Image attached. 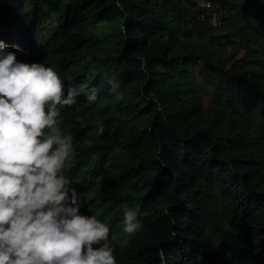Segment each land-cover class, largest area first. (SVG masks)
<instances>
[{"label": "trees", "instance_id": "obj_1", "mask_svg": "<svg viewBox=\"0 0 264 264\" xmlns=\"http://www.w3.org/2000/svg\"><path fill=\"white\" fill-rule=\"evenodd\" d=\"M219 1L221 28L184 0H0V39L75 98L65 174L117 264H264V0Z\"/></svg>", "mask_w": 264, "mask_h": 264}, {"label": "clouds", "instance_id": "obj_2", "mask_svg": "<svg viewBox=\"0 0 264 264\" xmlns=\"http://www.w3.org/2000/svg\"><path fill=\"white\" fill-rule=\"evenodd\" d=\"M108 83L118 95L119 81ZM87 99L96 101L95 89ZM75 102L53 67L19 60L0 39V264H117L110 224L80 211L93 194L78 193L65 174L76 153L61 110ZM142 228L138 212L126 209L123 233Z\"/></svg>", "mask_w": 264, "mask_h": 264}, {"label": "built area", "instance_id": "obj_3", "mask_svg": "<svg viewBox=\"0 0 264 264\" xmlns=\"http://www.w3.org/2000/svg\"><path fill=\"white\" fill-rule=\"evenodd\" d=\"M196 5L203 8V11L193 12L194 15L198 16L203 22L210 23L215 28L220 27L224 24L223 15L227 13V10L217 0H193ZM184 4L186 7H191L190 1L185 0Z\"/></svg>", "mask_w": 264, "mask_h": 264}, {"label": "rangeland", "instance_id": "obj_4", "mask_svg": "<svg viewBox=\"0 0 264 264\" xmlns=\"http://www.w3.org/2000/svg\"><path fill=\"white\" fill-rule=\"evenodd\" d=\"M200 81L205 82L202 77L200 78ZM98 165H99V162L97 164L95 163V166H98Z\"/></svg>", "mask_w": 264, "mask_h": 264}]
</instances>
